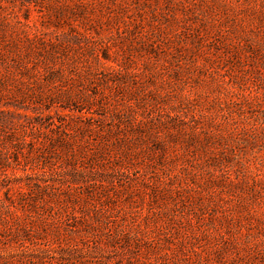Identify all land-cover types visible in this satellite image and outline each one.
I'll use <instances>...</instances> for the list:
<instances>
[{
	"label": "rangeland",
	"instance_id": "1",
	"mask_svg": "<svg viewBox=\"0 0 264 264\" xmlns=\"http://www.w3.org/2000/svg\"><path fill=\"white\" fill-rule=\"evenodd\" d=\"M0 264H264V0H0Z\"/></svg>",
	"mask_w": 264,
	"mask_h": 264
}]
</instances>
